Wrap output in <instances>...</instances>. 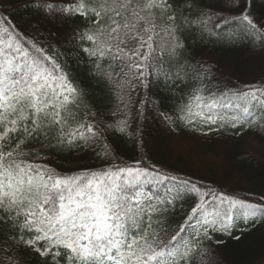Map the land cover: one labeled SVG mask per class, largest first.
<instances>
[{"label":"snow or ice","instance_id":"obj_1","mask_svg":"<svg viewBox=\"0 0 264 264\" xmlns=\"http://www.w3.org/2000/svg\"><path fill=\"white\" fill-rule=\"evenodd\" d=\"M209 46L258 79L226 78ZM153 124L264 138L257 0L0 4V264H226L224 237L264 238V178L240 196L153 162Z\"/></svg>","mask_w":264,"mask_h":264},{"label":"trees","instance_id":"obj_2","mask_svg":"<svg viewBox=\"0 0 264 264\" xmlns=\"http://www.w3.org/2000/svg\"><path fill=\"white\" fill-rule=\"evenodd\" d=\"M5 0H0V4ZM264 8V0H257V11ZM30 15L24 9H16L14 22L23 25ZM242 50H226L209 46L207 55L210 63H215L225 77H233L243 84L259 77V69L242 68L238 62ZM146 151L153 162L162 163L171 169H179L182 175L193 179L202 178L206 183L217 186L230 193L243 196L247 192H259L264 171L259 167L242 162L239 154L246 152L249 157L264 153V138L249 132L242 139L223 142L215 134L207 138L199 134L177 131L168 135L153 124L148 129ZM221 140L222 142H217ZM182 145L184 151L176 149ZM182 152V153H181ZM121 155L131 162L138 159L140 152L131 144L121 146ZM224 243L216 247L226 264H262L264 262V238L261 233L253 231L241 241L224 237Z\"/></svg>","mask_w":264,"mask_h":264},{"label":"rangeland","instance_id":"obj_3","mask_svg":"<svg viewBox=\"0 0 264 264\" xmlns=\"http://www.w3.org/2000/svg\"><path fill=\"white\" fill-rule=\"evenodd\" d=\"M176 149H178V150H180V151L183 152L185 148H183L182 145H178V144H177ZM182 152H181V153H182ZM262 264H264V262H263Z\"/></svg>","mask_w":264,"mask_h":264}]
</instances>
